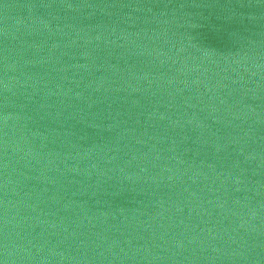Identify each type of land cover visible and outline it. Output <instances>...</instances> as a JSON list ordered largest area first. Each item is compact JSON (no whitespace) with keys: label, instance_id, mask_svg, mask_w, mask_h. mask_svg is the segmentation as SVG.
Returning a JSON list of instances; mask_svg holds the SVG:
<instances>
[{"label":"water","instance_id":"water-1","mask_svg":"<svg viewBox=\"0 0 264 264\" xmlns=\"http://www.w3.org/2000/svg\"><path fill=\"white\" fill-rule=\"evenodd\" d=\"M0 264H264V0H0Z\"/></svg>","mask_w":264,"mask_h":264}]
</instances>
